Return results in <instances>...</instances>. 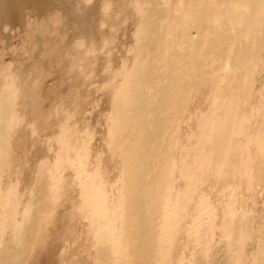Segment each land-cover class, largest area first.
<instances>
[{"label": "bare ground", "instance_id": "6f19581e", "mask_svg": "<svg viewBox=\"0 0 264 264\" xmlns=\"http://www.w3.org/2000/svg\"><path fill=\"white\" fill-rule=\"evenodd\" d=\"M109 1L123 13L129 8H126L127 2L137 6L135 53L130 62L123 60L120 69L112 71L108 79L110 101L118 120L124 121L133 133L123 144L124 147H118L121 150L117 148L122 156L120 168L128 171L129 179L124 187L129 194L114 198L119 204L112 201L110 181L104 174L108 168L101 167V162H98L96 168L85 170L87 179L81 188L83 200L79 208L92 221L90 230H93L97 246V264H137V258L130 256V252L137 249L140 251L139 258L143 261L147 259L148 264H163L174 242L173 234L164 232L169 230L172 221L169 211L173 209L177 197L182 199L177 216V221L182 223L188 217L187 204L201 191L203 179L196 161L202 162V158L209 157L210 162H216L225 172L227 181H232L234 186L243 184L251 191L255 190L256 183L264 186V0ZM103 2L107 4L108 0H95L93 4H89V0H0V42L8 39L3 34V27L8 25L23 31L32 30L28 38L36 45L35 54L31 50L32 58L20 62L23 57H14L17 65L14 68V62L6 63L0 55V162L4 159L9 163L8 174L0 180V264H26L27 259H21L20 252L29 250L32 240L45 242V234L37 236L31 235V232L35 230L36 221L47 213L46 210L51 214V207L58 197L56 189H53L55 182L46 178L48 169L43 156L49 151L42 150L43 160H39L34 173L37 181L34 188L37 189L31 190L29 198L27 195L28 200L25 201L28 203L23 205L26 207L22 212L18 209L22 199L17 177L20 169L25 167L23 162L18 164V157L27 158L29 154L28 150H21L27 144V136L19 126L25 118L22 116L21 119V115H30L32 118L29 116L27 123L30 121L32 124L47 122L53 112L64 114L63 108L60 110L55 103L47 108L41 104L40 92L48 75L44 60L64 61L66 67H62L61 75L72 72L79 76L85 59L82 43L75 40L64 43L63 40L83 36L86 42L91 44L96 41L102 47L115 40H107L108 33L102 28L105 23L100 22ZM162 3L167 4L164 6ZM60 19L64 22L57 24ZM91 48L90 51L99 50L95 44ZM208 55L215 56L216 64L209 66L205 72L209 73L212 68L217 72L207 78L210 81L206 83L207 89L199 95V104L194 103L196 106L185 120L189 130L175 137L176 111L182 103H187L188 98L184 99L188 84L186 71L205 63ZM19 63L26 65L23 67ZM237 77V83L232 85ZM74 86L72 84L68 91L71 97ZM218 88L227 93L226 99L216 93ZM237 101H240L238 106L235 105ZM254 115L259 117L255 121ZM68 118L61 115L57 122L51 124L55 135L53 139H57L54 142L60 143L55 153L59 159H68L69 155L74 157L72 152L75 151L78 154L76 158L79 156L81 160L86 158L81 154L85 153L88 144H85L87 142L82 134L79 136L73 130L74 125H69ZM133 121L135 125L129 126V122ZM37 127H32V130L37 131L42 126ZM34 130L33 133L36 132ZM51 137L49 142L53 140ZM79 139L81 144L77 143L83 146L81 149L84 152L80 145L74 144ZM35 140L32 142L36 144ZM172 143L174 148H171ZM74 146L80 149H76L79 150L77 153ZM46 147L48 149V145ZM18 149L23 155H17L20 153ZM18 165L19 170L16 168ZM83 172L81 168L80 173ZM180 176L182 185L178 186L176 180ZM164 189L166 193L160 202L159 195ZM122 202L127 203L126 207L121 205ZM81 205H86L85 210H81ZM75 214L68 210L60 219L71 221ZM46 215L49 216L45 214L44 218ZM164 217L169 220L163 224ZM239 219L231 210L224 220L230 237L226 245L225 264H264V242H253L255 245L247 248L246 239L252 222L247 219L244 227ZM203 220L204 227L205 218ZM93 222L97 226L94 227ZM191 229L194 233L198 231L197 227L193 231L194 226ZM236 246L240 247L237 256L234 254ZM203 249L199 258L206 264L214 263L206 258L204 251L207 248ZM64 255L63 252V257L57 258L58 264H80L76 260L69 261ZM35 258L33 260H40L38 256V259Z\"/></svg>", "mask_w": 264, "mask_h": 264}, {"label": "rangeland", "instance_id": "374dc122", "mask_svg": "<svg viewBox=\"0 0 264 264\" xmlns=\"http://www.w3.org/2000/svg\"><path fill=\"white\" fill-rule=\"evenodd\" d=\"M94 2L95 0H89V4H93ZM160 2L163 1L160 0ZM112 3H110L109 0L107 4H105V2L102 3L103 8L101 12L100 22L105 23L104 25H102V28L108 33L106 34L107 36H109L107 40H112L111 38L115 40L107 42L105 47H102L100 44L96 43V41H92V43L90 44L86 42L83 36L76 38H72L71 36L63 40L65 41L64 43H69L74 40L75 42L81 41L82 43L81 50L84 52L85 59L83 60L84 62L81 64V74L79 76L73 74L72 72L62 76V67H66V63L64 61L59 62L58 60L55 61L51 58H45L44 60L46 61L44 66L45 69L48 70V75L47 77H45L44 87L43 90H41L40 92V99L42 102L41 104L44 108H47L49 105H53L55 103L54 105L60 106V110L61 107L65 109V112L62 109V112L64 114H61V112H56L55 114V112H53L51 113L53 116L49 117L47 122H34L36 123V126H42L41 128L37 127L39 128L37 131L34 130L36 128L34 123L31 124L30 121L27 123L30 115H21V119H23L24 117L25 118L24 121L21 120V123H23H20L21 125L19 126L20 129L23 130V134L25 135V137L27 136L26 142L28 144H26V147L21 150H28L30 155L27 153V158L24 156L18 157L20 158V162H18V164L23 162V165H25L24 169H22L23 167L20 169L21 173L18 174L17 177V186L19 187L18 190L21 194L22 199L21 203H19V205L21 204V206H18V209L20 210V212H22V209L26 207L23 205H27L28 203L25 200H28V198L32 195L31 190L37 189L34 188L37 187L35 172L37 166H39L38 164H40L39 160H43L42 156L44 155V153H42V150L49 151H44L46 152V154L43 156L45 157L44 160H46L43 162H46V168L48 169V175L46 178L47 180L52 179L55 182V186L53 189H56V195H58V197L55 198L56 203L54 204L53 208L50 206L52 210L51 214L48 213V210H46L47 213H44V215L36 221L37 223L35 225L34 230L35 233L31 232V235L36 234L37 236L45 234V242L39 243L38 241L32 240V242H30L31 245L29 247V250L27 249L25 251L20 252L21 254L19 253L21 255V259H27L26 264H33V262L35 264H48L51 261L52 262L49 264H58L57 260L59 259V257H63V252L65 254V258L68 256L67 258L69 259V261L76 260L79 261L80 264H97L95 259L97 246L93 239V230H90V223L92 221L91 218L86 217V213H81L79 208V205L83 200L81 188L85 180L87 179V174L85 173V170L89 168H96V164H98V162H101V167L104 168L105 166V168H108L104 170V174L105 177L110 181L109 187H111L109 189H111V191L109 192V195L113 196L112 201L117 202V204H119L118 200L115 201V199H118V197L122 196L123 194H129L127 192V188L124 187L129 179L128 171H122L123 167L122 169L120 168L122 165L119 161L122 159V156H120L119 151L117 150L119 149L118 147H124L123 144H126V142L129 141V138L133 136V133L130 132L128 125L124 124V121L118 120L115 108L110 101L111 89L109 84V78L113 73L112 71L115 72L120 69L123 60L130 62L131 57L135 53L136 42L134 29L136 27L135 11L137 6L133 3H130L129 5L127 2L126 8H129H125L126 10L123 13L116 10V7L114 5H110ZM162 4L166 5L167 3ZM30 18L34 19L35 17L31 16ZM111 20H113L114 22ZM62 21L63 20L60 19L57 24H61ZM112 25L114 28L112 27ZM31 26L33 27V25ZM110 27L112 29H110ZM108 29H110V32ZM111 31L114 34L111 33ZM31 33L32 30L30 29L27 31H23L21 28L14 29L9 27L8 25L3 27V34H5L8 39L7 41L5 40V42H0V55H3V60L6 63L11 62L13 64L14 62L12 68H14L16 65L14 57H17L18 55L19 58L23 57L22 59L20 58V62H22L23 60L26 61L27 59H29V57L32 58L34 56L33 54H35L36 52V45L32 44V41H30L28 38ZM110 34L113 35L115 38ZM101 36H103L102 33ZM92 44H95L96 47L99 46V50L90 51L92 49ZM31 50H34V52ZM32 52L33 54L31 55ZM214 60L215 56L210 57V55H208L205 58V63L200 65L198 68L186 71L188 84L186 90L184 91V99L187 97L188 98L187 103H185V105L184 103H182V106H179L176 111L177 117L175 121L177 123H175L174 125V128L176 129H173V133L176 134L175 137H179L180 132L184 133L185 131L187 132V130H189L185 120L190 114L193 106H196V102L200 100L199 98L201 96L199 95L202 94V91L207 89V84H209L210 82L207 78L211 74L217 72V70H214L213 68L211 69V71H209V73L208 71L205 72L209 66L216 64ZM23 63H19V65H23L24 67L26 63ZM257 73H259V71ZM204 74L206 77L204 76ZM238 79L239 77H237L236 80L234 78L235 82L232 85L237 83ZM72 84H75V86L72 89L74 95L71 97L68 91ZM216 93L220 97L222 94L223 96L221 98L226 99L227 93H225V91L220 90V88H218L216 89ZM239 98H237L236 100H239ZM239 102H235V105L238 106L237 103ZM66 111L67 114H65ZM61 115H67L69 117L67 119L69 125H74L73 130H76L79 136H81L82 134L81 137L85 139V142H87L85 144H88L87 148L84 149L86 153L85 154L82 153L84 151H82L81 149L83 146L81 147L80 145L81 138L79 137L80 139L78 141H75L74 143L76 146L78 145L77 142L80 141V146H78L80 147L82 152L80 151L79 153H82L81 155L84 154L83 156H86V158L81 156V160L85 158L82 162L79 159V156H77L78 158H76L75 155L78 154H75V151L72 152V155H74V157H71V155H69L68 159H59L57 157V153H55L56 150L58 151L60 143L57 141L54 142V140L57 139H53L55 135L54 132H52L53 129L51 124L55 123V121L57 122V119H60ZM31 118L32 117L30 116V119ZM258 118L259 117L254 115L253 120L255 121ZM129 124V126L135 125L134 121L132 123L129 122ZM32 127L34 128L33 130L36 132L33 133ZM48 134L50 135V137L52 135V143L49 142L50 137L48 136ZM47 136L49 137V140H47ZM35 139H37L36 144L32 142ZM176 139L175 141H177ZM39 141H41L43 144H41V142ZM45 142H47L48 144ZM45 144L48 145V149L46 147L47 145ZM119 144H121V146H118ZM173 145L175 144L172 143L171 148L173 147ZM42 146L44 149L42 148ZM76 149L79 148L75 147V150ZM21 150H19L20 153L18 152L17 155H23V152ZM119 150H121V148ZM78 151L76 150V153ZM39 153L42 155L39 156ZM171 156H173L172 153ZM38 157L42 159H38ZM1 160L2 161L0 162V180H3L8 174L6 173V170L9 167L7 166L9 163L7 161V164L6 160L4 159ZM27 160H29V162ZM201 160L202 162L200 160L195 162L196 166L198 167L199 164V168H201L200 173L203 179L201 191L199 193L200 196H195V199H193L187 204V219L184 220L182 223L177 221V216L179 215L178 209L182 202V199L179 200L178 197L175 200L173 209L169 211V215L171 216L172 221L168 227L169 230H166L164 232L169 231L171 235L173 234L172 237L174 240V247L172 246L171 248L172 253L170 251V254H168V256L163 259V264H206V262H203L205 260L200 259L201 256L199 254L200 250L203 248V250L207 248V251H204L207 253V260L210 259L215 264H225V251L228 249L226 248L228 247L226 245L229 242L230 237L227 234V224H225L224 220L229 217L231 210L239 216V223L244 227H246V225L244 224L247 222V219L252 222L251 227L249 228L248 238L246 236L247 248H252L255 245V242L259 244H262L264 242V186L256 183L257 186L254 188V191L248 190L243 184L234 186V183L232 181H227L228 178L225 175V172L221 170V168L216 162H210L209 157H204ZM16 168L17 170H19L20 165H18ZM81 168L84 169L83 173H80ZM181 180L182 177L180 176V179L176 180L178 181L176 185H182ZM165 193V189L164 192H160V202L165 196ZM178 194H180V191H178ZM23 201H25L26 203ZM126 204L127 203L124 202L121 203V205L124 207H126ZM85 208L86 205H81V210H85ZM19 210L18 217H20L21 215L19 214ZM68 210L69 212L71 211V213H76L75 218L71 221L67 219H64L65 221L61 220V215L68 213ZM45 214H49V216L47 217L46 215V217L44 218ZM203 216L205 218L206 223L204 227V220L202 221V219H204ZM168 220L169 218L164 217L162 220L163 224L166 223V221ZM179 223L181 224V226H179ZM192 225L194 226L193 231H195V227H197V232H192ZM93 226L95 227L97 226V224L93 222ZM161 232L163 233V231ZM137 251L134 250L131 251L132 253L130 252V256L132 255L133 258H137V260L135 259L137 262H135L137 264H148L147 259L143 258V261L142 258H139L140 251H138L139 253ZM42 253H44V255ZM239 253L240 247L236 246L234 250L235 256H237ZM37 256L40 259L38 260L39 262L37 260H33L35 257L37 258ZM47 259H49V261ZM139 260L142 261L140 262ZM6 263L12 264L14 262Z\"/></svg>", "mask_w": 264, "mask_h": 264}]
</instances>
